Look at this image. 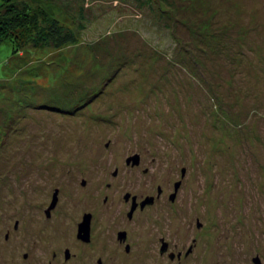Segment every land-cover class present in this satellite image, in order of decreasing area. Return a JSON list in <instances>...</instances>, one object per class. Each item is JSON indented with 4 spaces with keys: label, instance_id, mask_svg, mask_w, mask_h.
Here are the masks:
<instances>
[{
    "label": "rangeland",
    "instance_id": "rangeland-1",
    "mask_svg": "<svg viewBox=\"0 0 264 264\" xmlns=\"http://www.w3.org/2000/svg\"><path fill=\"white\" fill-rule=\"evenodd\" d=\"M27 1L77 36L0 40V264L22 256L7 226L39 230L55 186L91 202L161 185L169 201L177 179L215 260L264 264V0H89L82 22L63 0Z\"/></svg>",
    "mask_w": 264,
    "mask_h": 264
},
{
    "label": "flooded vegetation",
    "instance_id": "flooded-vegetation-1",
    "mask_svg": "<svg viewBox=\"0 0 264 264\" xmlns=\"http://www.w3.org/2000/svg\"><path fill=\"white\" fill-rule=\"evenodd\" d=\"M127 163L132 164V159ZM117 175L115 168L113 176ZM180 181L167 192L169 201L160 200L165 191L161 185L157 193L139 192L132 186L122 191L120 201L105 193L91 202L81 199L82 188L78 199L62 200V190L55 186L37 206L39 230L23 226L18 231L20 218L7 226L9 252L22 253L18 264H222L200 234L205 223L197 217L195 227L200 230H192L191 219L183 216ZM80 182L88 183L85 177ZM187 228L191 231L185 232ZM254 262L262 264L261 258Z\"/></svg>",
    "mask_w": 264,
    "mask_h": 264
},
{
    "label": "trees",
    "instance_id": "trees-1",
    "mask_svg": "<svg viewBox=\"0 0 264 264\" xmlns=\"http://www.w3.org/2000/svg\"><path fill=\"white\" fill-rule=\"evenodd\" d=\"M88 1L89 0H63L67 6H76L73 8L79 10V17L77 18L80 22L86 18L85 12L90 8L88 6ZM140 1L144 5H149V8L153 12L156 10V7L152 5L153 0ZM38 7V2L32 6L27 0H1L0 40L10 39L15 43L14 50H19L18 43L20 40L26 41L24 39L25 35L37 43H53L56 46L75 42L77 35H75L74 32L71 34L72 32L70 33V30L56 19L49 21L48 17L42 13V10L39 11ZM161 15L164 17L166 16L163 12ZM79 25L80 27H83L84 23H80ZM28 28V33L22 31V29Z\"/></svg>",
    "mask_w": 264,
    "mask_h": 264
},
{
    "label": "water",
    "instance_id": "water-1",
    "mask_svg": "<svg viewBox=\"0 0 264 264\" xmlns=\"http://www.w3.org/2000/svg\"><path fill=\"white\" fill-rule=\"evenodd\" d=\"M132 159L133 163H138L139 160H140V155L139 153H135L133 154L132 156L128 157L127 158V161L129 162L130 160ZM181 181H176L175 184H176V187L180 184ZM254 260L257 262V261H260V258L259 256H255L254 257Z\"/></svg>",
    "mask_w": 264,
    "mask_h": 264
}]
</instances>
